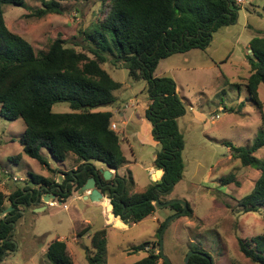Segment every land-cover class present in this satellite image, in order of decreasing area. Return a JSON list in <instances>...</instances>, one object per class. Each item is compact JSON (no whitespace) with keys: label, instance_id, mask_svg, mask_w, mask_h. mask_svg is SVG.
Segmentation results:
<instances>
[{"label":"trees","instance_id":"trees-1","mask_svg":"<svg viewBox=\"0 0 264 264\" xmlns=\"http://www.w3.org/2000/svg\"><path fill=\"white\" fill-rule=\"evenodd\" d=\"M65 1L43 0L36 15L40 18L60 15L61 4ZM83 1L99 3L100 9L96 21L80 31L82 43L68 45L57 37L46 53L37 55L27 39L12 32L5 21L4 6L23 8L25 0H0V114L6 120L24 122L26 130L20 139L24 154L53 176L58 171L50 168L45 151L59 162L74 156L79 164L76 170L61 172L66 177L61 185L55 178H42L33 180V189L26 188L10 195L0 191V261L16 248L14 228L26 207L42 204L41 200L36 202L39 188L42 189L40 195L52 192L64 202L72 195L73 186L67 185L70 181L78 179V190L92 177L102 179L94 161L116 172L127 164L122 137L111 128L117 103L114 92L121 90L123 84L104 69L107 63L127 70L132 82L147 84L149 102L145 118L152 123V135L161 146L154 166L164 171L162 179L152 183L143 193H133L135 183L131 174L124 179L118 177L119 187L111 192L117 195L114 199L109 195L114 214L123 221L137 224L156 212L155 200L159 198L162 204L161 198L183 178L185 138L178 120L185 116L186 107L175 80L167 76L155 77V71L160 62L174 55L206 51L216 32L235 24L240 5L244 4L243 0L242 4L238 0ZM261 9L264 11V4ZM249 50L252 53L246 59L250 67L246 91L248 100L261 111L259 87L264 85V38H253ZM57 104H67L70 112L54 113L53 107ZM260 122L264 126V112H261ZM226 145L232 158L239 160L244 168L261 172L252 192L239 201L246 213H260L264 209V163L256 154L264 149V133L258 134L249 147H237L231 142ZM20 158L17 156L15 160ZM229 183L224 180L225 185ZM31 201L36 203L32 205ZM7 203L14 210L2 216L8 208ZM186 204L183 216L192 218L193 210ZM170 208L178 213L184 209L180 204ZM117 226L127 228L121 222ZM164 226L165 223L158 229V241L132 248L134 253H146L133 264H159L162 257L156 248L160 247L159 235ZM90 230L85 227L77 237L83 238ZM106 237V229L91 234L94 252L90 255L86 248L88 264L107 263ZM251 242L254 248L240 240V251L253 263L264 264V236H256ZM192 250L195 254L189 264H214L204 251ZM45 257L49 264H74L66 243L59 239L48 246Z\"/></svg>","mask_w":264,"mask_h":264},{"label":"rangeland","instance_id":"rangeland-1","mask_svg":"<svg viewBox=\"0 0 264 264\" xmlns=\"http://www.w3.org/2000/svg\"><path fill=\"white\" fill-rule=\"evenodd\" d=\"M42 1L25 0L23 8L4 6L7 27L27 39L37 55L46 53L57 37L68 45L82 43L80 31L96 21L100 9L99 3L66 0L61 4L62 14L40 18L36 12L42 7ZM243 1L235 24L216 32L206 51L174 55L162 61L156 72L163 74L169 67L174 68L181 96L190 100L183 99L186 114L178 120L179 130L185 138L183 178L161 201L162 204L171 201L188 203L193 217L174 218L178 213L175 209L158 206L152 216L140 223L126 221L130 228L125 230L117 226L119 222L127 225L125 222L115 220V224L108 219L107 224L102 207L98 208L91 201L78 200L80 195L73 193L64 202L57 197V206L47 207L44 212H36L44 204L31 206L23 212L14 228L16 248L0 264H49L45 253L57 239L66 243L74 264H88L86 248L90 255L94 252L91 241L87 237L77 243L75 240L77 233L85 227H90V234L107 230L106 264H133L145 252L134 253L132 248L158 241L157 232L163 223L168 224L163 234V251L172 264H185V257L192 249L210 255L214 264H255L242 254L239 241L254 248L251 239L264 236V209L260 213H246L239 201L252 192L261 172L244 168L239 160L232 158L226 145L231 142L237 147H249L258 134L264 133L260 122L261 112H264V85L259 87L261 111L248 100L246 91L250 76L246 60L251 52L250 41L264 38V11L261 9L264 0ZM104 69L123 84L121 90L114 92L117 98L114 109L126 103L134 104L138 108L130 109L129 113L135 111L136 115L142 116L149 102L147 84L132 82L127 70L114 68L111 63L105 64ZM220 106L222 109L219 110ZM53 112L67 113L70 109L67 104H57ZM116 122L121 132V119L116 118ZM126 128L122 151L131 162L129 171L138 178L141 188L149 181L144 168L153 165L161 146L152 138L139 139L136 131L130 126ZM25 130L22 120L9 121L0 114V191L6 195L35 188L34 179L53 177L39 162L24 154L20 139ZM17 156H21L20 160H15ZM44 156L51 169L60 171L78 166L74 156L65 162L57 161L47 151ZM256 157L264 163V149ZM93 163L107 169L101 162ZM158 178L154 174L153 180ZM226 179L230 182L227 185L224 184ZM156 249L160 250L159 247ZM163 262L161 259L159 264Z\"/></svg>","mask_w":264,"mask_h":264},{"label":"crops","instance_id":"crops-1","mask_svg":"<svg viewBox=\"0 0 264 264\" xmlns=\"http://www.w3.org/2000/svg\"><path fill=\"white\" fill-rule=\"evenodd\" d=\"M192 52V51H191ZM191 52H188V53H186V54H184V55H187V54H190ZM172 57H174V56H172ZM172 57H170V58H168V59H166V60H164V61H167V60H169V59H171ZM162 62H160V64H161ZM160 64H159V66H158V68H157V70L159 69V67H160ZM157 70L155 71V77H164V76H167V75H169V77H171V78H173L174 80H175V82L177 83V79L175 78V76H174V74L176 73L175 72V69L174 68H171V67H169L166 71H165V73H163V74H158V73H156L157 72ZM177 88H178V94H179V96L182 98V99H185L186 101H190V100H188V99H186V98H183L182 96H181V91H180V89H179V84L177 83ZM115 96V95H114ZM116 97V96H115ZM117 99V98H116ZM191 103V102H190ZM147 106H148V104H147ZM147 106L145 107V110H144V113H143V115L141 116V115H139V114H137L136 115V113L137 112H135V111H132L131 113H129V110L130 109H135V108H138V107H136L134 104H132L131 106H130V104H128V103H126V104H124V105H121L120 107H118L115 111H114V118H113V124L114 125H116V129L114 130L118 135H120L121 136V134H123V137H122V142H123V140H125L126 139V137H127V131H128V128H126V127H129L130 126V129H132V131H136L137 133H136V135L138 134V138L139 139H143V140H149L150 138H152V139H154V137H153V135H152V131H153V125H152V123L148 120V119H146L145 118V111H146V109H147ZM220 109H222L221 107L219 108V110ZM127 113H128V115H127ZM223 113H226V111L225 110H223ZM134 116H136L135 118H134ZM127 117V119L125 120V118ZM116 118H118V119H121V125L123 126V128H122V130H121V132H120V125L116 122ZM121 142V143H122ZM158 143V142H157ZM159 144V143H158ZM160 145V144H159ZM185 150V149H184ZM124 156H125V154H124ZM71 157V156H70ZM125 158H126V156H125ZM155 159H156V154H155V158H154V160L152 161L153 162V165L152 166H150V167H146V168H144V172H146L147 173V175H148V184H146V185H144L143 187H141L140 188V186H139V181H138V178H136L135 176H133V174L132 173H130V169H131V162L129 161V160H127V158H126V160H127V164L125 165V166H123L118 172H116V171H114V170H110V169H104V170H109V171H111V173H112V179H118V177L119 178H121V179H124V177H128V175L129 174H131L132 175V177H133V180H134V183H135V187H134V189H133V193H143V192H145L146 191V189L152 184V183H157L158 181H160L161 179H162V177H163V175H164V171L163 170H160V169H157L155 166H154V161H155ZM76 163V162H75ZM135 163H137V162H135ZM77 165H79V164H77ZM76 168H77V166H74V168L73 169H64V170H60V171H58V174L56 175V176H53L52 178H55L56 179V181H60V180H64L65 179V177H63L62 179H60L61 177H62V173L61 172H69V171H71V170H76ZM98 170H101V169H98ZM154 174H156L159 178L157 179V181H154L153 180V176H154ZM52 178H50V179H52ZM126 186V185H125ZM138 192H137V191ZM140 190H142L143 192H139ZM83 200V198H80V197H78V200ZM111 201V200H110ZM94 204H96V205H98L99 207L98 208H100V207H102L103 208V212H104V214H106V223L108 224V215H107V213H106V208H107V202H100V203H96V202H93ZM7 206H9V205H7ZM123 221V220H122ZM123 222H125L126 224H127V222L126 221H123ZM114 223L116 224V222H115V220H114ZM127 226V228L125 229V230H128L129 228H130V225L129 224H127L126 225ZM112 227H115V228H117V226L116 225H114V224H112ZM117 229H119V228H117ZM119 230H121V229H119ZM90 236H91V234H89L88 233V235H86V236H84L83 238H88L89 240H90ZM81 239L82 238H76L75 240H76V243L77 242H80L81 241ZM60 240V239H59ZM60 241H62V240H60ZM142 253V252H141ZM146 256V253H145V255L144 256H142V258L143 257H145ZM140 259H141V257H140Z\"/></svg>","mask_w":264,"mask_h":264},{"label":"water","instance_id":"water-1","mask_svg":"<svg viewBox=\"0 0 264 264\" xmlns=\"http://www.w3.org/2000/svg\"><path fill=\"white\" fill-rule=\"evenodd\" d=\"M252 53V51L250 52ZM111 105V104H110ZM106 107H108V105H106ZM99 173L102 175V179L97 177V178H90L88 179V181L78 190H76V187L78 185V179H74V181H70L67 185H72L73 186V193H76L80 196L78 197H82L84 201H91V202H96V203H100V202H107V208H106V213L108 215V219L109 221L112 223L114 222V220H119L122 221L121 217H116L114 214V205L112 203V200L109 198V195H112L113 199L114 197L117 195L116 193H111L112 190H116L119 187V184L117 183V178L114 179L115 183H110V181L112 180V173L109 170H104L101 169L99 170ZM63 177H61L60 179H62ZM107 182L106 185H103V182ZM62 180H60L58 182L59 185L62 184ZM104 189H107L105 191V193L103 192ZM42 191L41 188L38 189V196H37V200L36 202H38L39 200L42 201V203L44 204L42 207L38 208L36 210V212H44L47 210L48 204L50 202H53L57 199V196L54 195L52 192H49L46 195H40V192ZM33 196V193H32ZM32 200V198H31ZM111 200V201H110ZM32 202V201H31ZM36 202H32L31 204L34 205ZM156 205H158L159 207H171L174 204H180L183 206V211L181 213L176 214V216L174 218H178L180 216L185 215L186 211H187V204L185 202L182 201H171L165 204H161L160 203V199L157 198L154 202ZM59 204L61 205L62 202H59ZM125 209V207H124ZM14 210L13 207H8L3 214L5 216H7L9 213H11ZM28 210V208L26 207L25 211ZM24 211V212H25ZM168 224H165V226L163 227L161 233H160V255L162 257V259H164V261L167 264H172L171 261L165 257L164 255V251H163V234L164 231L166 230ZM195 254V252L191 251L187 254V256L185 257V264H189L191 257ZM203 256H205L204 254H202ZM210 259V258H209Z\"/></svg>","mask_w":264,"mask_h":264},{"label":"built area","instance_id":"built-area-1","mask_svg":"<svg viewBox=\"0 0 264 264\" xmlns=\"http://www.w3.org/2000/svg\"><path fill=\"white\" fill-rule=\"evenodd\" d=\"M238 3H243V1L242 0H238ZM113 130H115L116 129V125H114V124H112V127H111ZM14 181L15 182H17L18 180L16 179V178H14ZM49 206L50 207H56L57 206V203H55V202H50L49 203ZM65 208H67L66 206H65ZM3 216V215H2Z\"/></svg>","mask_w":264,"mask_h":264},{"label":"flooded vegetation","instance_id":"flooded-vegetation-1","mask_svg":"<svg viewBox=\"0 0 264 264\" xmlns=\"http://www.w3.org/2000/svg\"><path fill=\"white\" fill-rule=\"evenodd\" d=\"M95 166V169H102V168H98L96 165H94ZM113 181H114V179H112L111 181H110V183H113ZM106 184H107V182H105ZM115 183V182H114ZM42 202V201H41ZM43 204V203H42ZM178 214V213H177ZM160 248V247H159Z\"/></svg>","mask_w":264,"mask_h":264},{"label":"clouds","instance_id":"clouds-1","mask_svg":"<svg viewBox=\"0 0 264 264\" xmlns=\"http://www.w3.org/2000/svg\"><path fill=\"white\" fill-rule=\"evenodd\" d=\"M62 177H65V176L62 175ZM65 178H66V177H65ZM58 182H59V181H57V183H58ZM80 198H82V197H80ZM53 202H56V201H53ZM48 207H50L49 204H48ZM2 215L5 216L3 213H2ZM148 249H149V248H148Z\"/></svg>","mask_w":264,"mask_h":264},{"label":"bare ground","instance_id":"bare-ground-1","mask_svg":"<svg viewBox=\"0 0 264 264\" xmlns=\"http://www.w3.org/2000/svg\"><path fill=\"white\" fill-rule=\"evenodd\" d=\"M117 224V223H116Z\"/></svg>","mask_w":264,"mask_h":264}]
</instances>
